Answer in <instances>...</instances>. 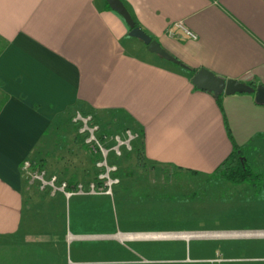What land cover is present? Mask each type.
Returning <instances> with one entry per match:
<instances>
[{
    "label": "crops",
    "instance_id": "obj_1",
    "mask_svg": "<svg viewBox=\"0 0 264 264\" xmlns=\"http://www.w3.org/2000/svg\"><path fill=\"white\" fill-rule=\"evenodd\" d=\"M121 1L183 66L140 53L106 0H0V264H264V174L212 175L234 144H264V106L235 93L220 109L188 71L264 85V0ZM177 21L198 38L168 37ZM77 104L141 131L139 174L112 197L26 192L23 162Z\"/></svg>",
    "mask_w": 264,
    "mask_h": 264
},
{
    "label": "built area",
    "instance_id": "obj_2",
    "mask_svg": "<svg viewBox=\"0 0 264 264\" xmlns=\"http://www.w3.org/2000/svg\"><path fill=\"white\" fill-rule=\"evenodd\" d=\"M166 35L170 38L187 37L192 40L198 38L197 34L190 30L182 21L173 22L166 29ZM72 121L78 126V133L82 137L83 144L90 154L94 156V176L87 181H76L70 185L68 180L61 179L55 173H48L45 168L34 167L31 160H25L21 166L23 177L35 184L41 192L50 197L61 195L66 201L74 197H100L113 196L114 188L120 184L119 169L128 159L126 154L135 151V145L141 137V133L129 127L114 132L103 129L94 122L91 115L76 112ZM155 237H165L167 234H153ZM74 237L67 234V238ZM82 237V236H79ZM138 264L163 263L141 258ZM167 263V262H166Z\"/></svg>",
    "mask_w": 264,
    "mask_h": 264
},
{
    "label": "rangeland",
    "instance_id": "obj_3",
    "mask_svg": "<svg viewBox=\"0 0 264 264\" xmlns=\"http://www.w3.org/2000/svg\"><path fill=\"white\" fill-rule=\"evenodd\" d=\"M129 40L131 39L128 38L124 41L126 50L132 53H139V49L133 48ZM138 45L143 49L140 53L147 52L146 46L139 39ZM170 64L173 65V63ZM76 112L91 115L92 120L99 124L101 128L110 129L114 132L120 131L124 127L135 129V125H133L124 114L117 111L97 112L80 104L68 108L64 113L60 114L58 118L54 119L49 132L34 149L32 159L42 158L44 160L43 168L50 174H57L61 179L67 180L75 176L76 180L85 182L93 178L94 167L91 154L88 149L83 146L82 137L78 133V126L72 121V116L76 114ZM60 125L62 126L60 127ZM135 160L134 157L128 158V165L120 166V177L121 175H132L136 177L139 174V168L135 166L134 163L130 165V162ZM247 160L252 165L255 172L264 174V144H259L256 148L255 146H251L247 153ZM157 172V169H155L154 174H158ZM24 183L26 189H28H25L26 192L29 191L32 194L42 193L49 197L47 193L39 191L35 184H30L25 178ZM112 213L111 209L108 210L109 217H112ZM261 220L263 219L260 218V222ZM260 224H262V222Z\"/></svg>",
    "mask_w": 264,
    "mask_h": 264
},
{
    "label": "water",
    "instance_id": "obj_4",
    "mask_svg": "<svg viewBox=\"0 0 264 264\" xmlns=\"http://www.w3.org/2000/svg\"><path fill=\"white\" fill-rule=\"evenodd\" d=\"M106 2L113 11L124 19L128 26V34L130 37L141 40L150 53L156 54L164 60L174 64L179 63V61L166 52L156 40L152 39L144 30L135 24L132 16L121 0H106ZM191 83L199 90L213 93L216 98L221 94L232 95L235 93H251L254 94L255 102L264 106V85L253 87L250 84L232 78L224 80L204 67L195 71L192 75Z\"/></svg>",
    "mask_w": 264,
    "mask_h": 264
},
{
    "label": "trees",
    "instance_id": "obj_5",
    "mask_svg": "<svg viewBox=\"0 0 264 264\" xmlns=\"http://www.w3.org/2000/svg\"><path fill=\"white\" fill-rule=\"evenodd\" d=\"M177 65H181V62H179ZM181 66H183V65H181ZM188 71H189V74L192 76L195 73L196 69L195 68H192V69L188 68ZM251 85L253 87H257L259 84L251 83ZM216 102H217L219 108L221 109V96H218L216 98ZM56 118H58V116ZM224 120H225V118H224ZM61 126L62 125H60V127ZM124 128H126V127H124ZM129 128H131V127H129ZM226 128H227L228 136L230 137V139H232L231 134L229 132V128L227 127V125H226ZM49 129L44 133V136L49 132ZM132 129H134V128H132ZM136 130H138L141 133V131L139 129H136ZM141 137H142V133H141ZM83 146H85V145L83 144ZM141 151H142V139H140V141H138L137 144L135 145L134 153L126 154L125 159L131 158V157H134L135 159H139L141 157ZM91 156H92L91 160H92V164H93L94 156L92 154H91ZM31 162H32L34 167H40V168L44 167V160L42 158L32 159ZM212 175L221 179V180L230 181L232 183H243V182L254 183L255 179L258 178V176L260 174L255 172L253 170V168H251L249 166L248 161H247V157H246V149L234 144L232 151L229 153V155L221 163H219L214 168ZM67 180H68L70 185L74 184L77 181L75 176L70 178V179H67Z\"/></svg>",
    "mask_w": 264,
    "mask_h": 264
},
{
    "label": "bare ground",
    "instance_id": "obj_6",
    "mask_svg": "<svg viewBox=\"0 0 264 264\" xmlns=\"http://www.w3.org/2000/svg\"><path fill=\"white\" fill-rule=\"evenodd\" d=\"M174 236H175V235H174ZM182 236H184V237H186V236H187V237H188V235H182ZM150 237H151V235H150ZM184 237H183V238H184ZM151 238H152V237H151ZM154 238H155V237H154ZM161 238H162V237H161ZM181 238H182V237H181Z\"/></svg>",
    "mask_w": 264,
    "mask_h": 264
}]
</instances>
